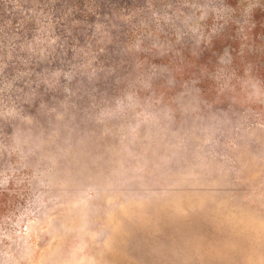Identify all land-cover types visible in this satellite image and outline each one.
I'll use <instances>...</instances> for the list:
<instances>
[{
	"label": "clouds",
	"instance_id": "clouds-1",
	"mask_svg": "<svg viewBox=\"0 0 264 264\" xmlns=\"http://www.w3.org/2000/svg\"><path fill=\"white\" fill-rule=\"evenodd\" d=\"M0 264H264V0H0Z\"/></svg>",
	"mask_w": 264,
	"mask_h": 264
},
{
	"label": "rangeland",
	"instance_id": "rangeland-1",
	"mask_svg": "<svg viewBox=\"0 0 264 264\" xmlns=\"http://www.w3.org/2000/svg\"><path fill=\"white\" fill-rule=\"evenodd\" d=\"M69 3H72V0H69ZM80 17L79 16H77V19H79ZM28 28H31L32 27V25H28L27 26ZM76 35V33L74 32V36ZM69 44H70V46H72V45H74L75 44V41H73V40H70L69 41ZM59 51V50H58ZM69 55H71V53H69Z\"/></svg>",
	"mask_w": 264,
	"mask_h": 264
}]
</instances>
